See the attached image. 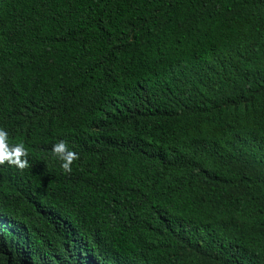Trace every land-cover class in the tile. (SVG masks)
I'll list each match as a JSON object with an SVG mask.
<instances>
[{
    "label": "trees",
    "instance_id": "trees-1",
    "mask_svg": "<svg viewBox=\"0 0 264 264\" xmlns=\"http://www.w3.org/2000/svg\"><path fill=\"white\" fill-rule=\"evenodd\" d=\"M0 128V264H264V0H0Z\"/></svg>",
    "mask_w": 264,
    "mask_h": 264
},
{
    "label": "clouds",
    "instance_id": "clouds-1",
    "mask_svg": "<svg viewBox=\"0 0 264 264\" xmlns=\"http://www.w3.org/2000/svg\"><path fill=\"white\" fill-rule=\"evenodd\" d=\"M53 152L62 161L61 168L63 171L71 172L72 162L78 158V154L69 150L63 140L53 145ZM27 155L24 145L21 143L10 144L8 133L0 128V165L8 163L22 169L27 164Z\"/></svg>",
    "mask_w": 264,
    "mask_h": 264
}]
</instances>
